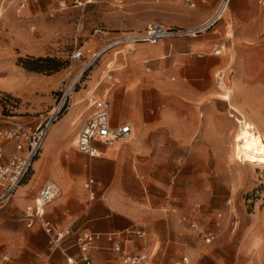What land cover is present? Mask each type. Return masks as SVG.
Segmentation results:
<instances>
[{"label": "rangeland", "instance_id": "obj_1", "mask_svg": "<svg viewBox=\"0 0 264 264\" xmlns=\"http://www.w3.org/2000/svg\"><path fill=\"white\" fill-rule=\"evenodd\" d=\"M202 1L196 0L197 6L192 7L183 0H97L87 5L76 0H31L20 16L0 3V94L13 97L16 119L35 125L56 103L60 82L77 77L90 63L92 53L104 46V41L93 35L95 27L126 33L143 30L152 20L167 27H185L197 20L196 10ZM253 1L264 7L260 0ZM233 12L229 9L225 15L228 26ZM193 36L180 35L162 42L170 44ZM144 44L136 45L134 54H102L82 74L72 102L77 101V91L87 94L98 86L96 93L104 95L114 83L116 88H124V81L118 82V73L133 66L139 67L145 77L143 90L156 88L171 60L141 53ZM80 48L85 56L73 58V52ZM222 72L226 74L224 82L232 85L231 67ZM170 77L175 83L183 80L176 74ZM224 82L218 93L220 124L213 125L210 132L212 151L223 153L195 160L187 155L161 159L158 172L152 174L160 181L158 186L150 183L149 170L144 176L145 186L138 201L150 213H160L154 218L158 232L144 264H184L185 256L189 257L185 264H264V166H252L236 158L234 136L240 127L239 115L231 107L235 104L233 92L231 103L222 96ZM141 99L144 102L143 92ZM253 103L243 106L246 114L264 120V90L260 96L254 92ZM150 108L155 110L154 105ZM177 108V116L185 118L184 98H178ZM149 193L156 196L152 207ZM11 199L0 208V264L17 259L3 253L5 230L31 228L22 219L26 208L7 211ZM194 220L197 228L191 226ZM209 233L216 235L210 243L206 239ZM28 252L23 254L25 264H31L28 260H32V253Z\"/></svg>", "mask_w": 264, "mask_h": 264}, {"label": "crops", "instance_id": "obj_2", "mask_svg": "<svg viewBox=\"0 0 264 264\" xmlns=\"http://www.w3.org/2000/svg\"><path fill=\"white\" fill-rule=\"evenodd\" d=\"M96 1L77 2L87 5ZM220 1L200 2L196 10L197 20L185 27L194 28L207 23ZM230 9L234 11L230 17L231 27L227 25L225 14L223 19L196 36L180 38L170 44L166 41L154 46L144 44L148 42L141 43L144 44L140 47L141 53L164 55L171 62L163 70L165 77L156 82L154 89H142L145 77L137 66L118 73V82L123 80L124 88H116L117 83H114L108 89L112 102L111 124L122 126L130 123L133 134L128 140H119L111 145L94 141V146L101 152L99 155L90 156L76 147L75 137L79 128L92 112V109H87L88 114L81 117L88 93L77 91V101H73V106L52 125L23 181L30 177L22 181L7 211L21 212L32 205L44 182L51 180L57 183L60 191L48 206L47 215L57 229L72 230L71 237L65 241L69 253L77 257L81 254L75 246L76 235L81 230L103 235L91 252L95 263L120 262L122 254L113 251L108 240V235L113 233L127 250L150 253L158 232L154 218L160 213H150L138 201L145 186L144 176L149 170L150 183L158 186L160 181L152 174L158 172L161 159L187 155L195 160L223 153L219 149L212 151L210 132L213 125L220 124L218 93L226 76L222 71L228 67L233 71L230 86L235 104L231 107L235 113L245 114L264 134V120L248 116L243 107L253 106L254 92L260 96L264 90V7L253 0H234ZM120 33L123 32L95 27L93 35L103 40L104 45ZM227 45L230 46L229 52ZM216 49L221 53H215ZM149 70L150 67H146V71ZM173 74L182 76L183 80L179 77L180 82H173L170 77ZM168 94L169 100H166ZM242 95H245L244 99ZM179 97L184 98L187 110L186 117L181 119L176 114ZM152 105L154 111L150 108ZM237 119L240 125L238 116ZM12 151V143L8 142L6 153ZM91 177L95 178L94 200H90L85 187ZM149 198L152 207L156 196L149 193ZM138 231L147 235L140 237ZM3 242V253L17 257L9 264H25L23 254L26 250L30 255L32 253V260H28L31 264H66L65 254L50 246L49 236L38 226L19 231L5 230Z\"/></svg>", "mask_w": 264, "mask_h": 264}, {"label": "built area", "instance_id": "obj_3", "mask_svg": "<svg viewBox=\"0 0 264 264\" xmlns=\"http://www.w3.org/2000/svg\"><path fill=\"white\" fill-rule=\"evenodd\" d=\"M31 0H2V4L13 8L16 15H22L28 8ZM78 0H76L77 2ZM197 6L196 0H183ZM232 0H221L215 10L214 15L207 23L198 25L194 28L186 27H167L164 23L158 21L148 22L143 30L129 31L120 33L108 40L98 51L92 53L90 63L84 68L77 77L72 80L67 78L60 82L58 97L56 103L46 114L39 119L38 123L33 125L29 122L18 120L12 111L14 99L10 95L0 94V208L4 207L15 194L23 179L32 169L33 161L38 157L44 140L47 139L52 125L73 106V95L80 83L82 74L91 66L102 54L113 51L115 55L134 53L136 45L148 42L158 44L163 39L179 37L180 35H197L198 32L205 30L216 22L223 19L224 15L230 9ZM264 2V0H260ZM78 3V2H77ZM100 31V29H97ZM215 53H221L216 49ZM73 58L81 59L85 52L80 48L73 52ZM223 76V75H222ZM98 86L89 90L86 96V108L81 117L88 114L87 109L92 112L87 115L85 121L79 128L75 137L76 147L90 156L99 155L101 152L94 146V141H101L106 145L119 140H128L133 134V127L130 123L122 126H113L111 124V98L109 92L103 96L96 93ZM12 143L13 151L6 153V144ZM95 178H89L85 187L89 191L90 200H94L96 192L94 190ZM57 183L48 180L41 186L34 203L26 207L23 218L28 227L38 226L47 236L49 244L54 250H61L66 256V264H98L92 258V251L96 248L98 241L103 235L101 233H92L81 230L77 233L75 246L80 250L77 257L69 253L65 241L71 237V229H57L47 215L48 206L54 202L59 195ZM191 226L198 227L197 221H192ZM140 237L147 234L144 231H138ZM216 235L209 233L206 237L207 242H212ZM108 240L111 243V249L122 254L118 264H144L149 260L148 251H129L122 241L118 240L116 234H109ZM8 259V258H7ZM189 261L184 257V264Z\"/></svg>", "mask_w": 264, "mask_h": 264}, {"label": "bare ground", "instance_id": "obj_4", "mask_svg": "<svg viewBox=\"0 0 264 264\" xmlns=\"http://www.w3.org/2000/svg\"><path fill=\"white\" fill-rule=\"evenodd\" d=\"M223 88L225 93L222 96L231 103L232 88L225 82ZM237 114L241 121L240 127L234 136L236 158H241V160L243 159V161L250 163L252 166H264V134L245 114L239 113V111H237Z\"/></svg>", "mask_w": 264, "mask_h": 264}]
</instances>
